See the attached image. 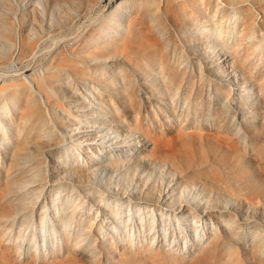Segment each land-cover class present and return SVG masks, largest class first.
Returning a JSON list of instances; mask_svg holds the SVG:
<instances>
[{
	"label": "rangeland",
	"instance_id": "obj_1",
	"mask_svg": "<svg viewBox=\"0 0 264 264\" xmlns=\"http://www.w3.org/2000/svg\"><path fill=\"white\" fill-rule=\"evenodd\" d=\"M218 231L257 264L264 0H0V264H218Z\"/></svg>",
	"mask_w": 264,
	"mask_h": 264
},
{
	"label": "bare ground",
	"instance_id": "obj_2",
	"mask_svg": "<svg viewBox=\"0 0 264 264\" xmlns=\"http://www.w3.org/2000/svg\"><path fill=\"white\" fill-rule=\"evenodd\" d=\"M157 67L160 69L162 74L164 76H166L167 78L170 77V72H172L173 70L179 71V70H182V68H185L184 65H179V64L177 65V64H174V62L173 63L167 62L165 60V57H160V62H159ZM176 75H177V77H176L177 80L179 79L178 80L179 83L177 84V87L179 89H181L182 87L185 86L188 89H190L191 93L197 97L196 100H198V104H199L200 103L199 99L203 95L201 90H200L201 86L196 84L194 81H188L185 84L184 77L182 78L178 73H176ZM126 79H129L131 81V78L128 77V75L126 76ZM168 79L175 80L174 78L173 79L168 78ZM173 85H174V83H173ZM197 109H200V105L197 107ZM184 213H185V211H184ZM193 215H195L197 217L195 211H194ZM225 224L229 227V229L227 231H225L226 235H225L224 239H227V238L232 239L233 236L238 235L240 233L241 229L239 227H237V222L235 221V219L233 218L232 215H229V217L225 219ZM202 237H203L202 233L197 234L198 240H200ZM224 241H223V237L219 235V231H218V249H220V251L218 252V258L221 259V262H218V264H224L225 261H227L228 264H243L239 260L235 261L233 259V254H232V252L234 250L233 246L231 244H226ZM198 250H200V252H204L205 248L199 247ZM250 255H251V257L256 259L257 264H264V241L261 239V236L255 235L254 243H253L251 250H250ZM190 264H203V261L201 258H198V259L194 260L192 263L190 262Z\"/></svg>",
	"mask_w": 264,
	"mask_h": 264
}]
</instances>
